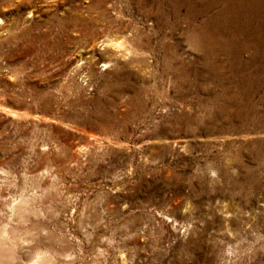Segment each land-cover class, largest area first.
<instances>
[{
    "label": "rangeland",
    "instance_id": "rangeland-1",
    "mask_svg": "<svg viewBox=\"0 0 264 264\" xmlns=\"http://www.w3.org/2000/svg\"><path fill=\"white\" fill-rule=\"evenodd\" d=\"M207 1L0 0V264H264V23Z\"/></svg>",
    "mask_w": 264,
    "mask_h": 264
},
{
    "label": "bare ground",
    "instance_id": "bare-ground-1",
    "mask_svg": "<svg viewBox=\"0 0 264 264\" xmlns=\"http://www.w3.org/2000/svg\"><path fill=\"white\" fill-rule=\"evenodd\" d=\"M224 1L225 0H218V2L220 3ZM237 1L245 2V4L238 7L229 6L225 4L224 8L220 7L216 10L218 13L215 14H218L219 16H214L210 22L207 23L201 22L202 25L200 30L194 29L195 31H197V35L199 36V38L197 37L198 40L196 39L198 41L197 45L198 47L204 50L206 55L209 54L217 55L219 53L218 52L219 50L223 52L225 51L226 46H230V49L228 50L226 55L227 57H229V59H232L233 55L236 54V51L232 46L233 42L251 43L250 41H248L246 36L248 35L249 30L252 27V24L254 22L264 23V0H237ZM169 2L172 12L175 15L180 14L179 12L181 11L182 8H184L185 19L190 21H193V19L196 21V19L199 18L200 14H204L209 9H212L213 6L214 8H216L215 6H217L216 3H212L207 0H169ZM219 12L222 14L224 12H228L227 14L229 13L231 14L229 15H230V19L231 18L232 19L225 27L221 23L220 24L218 23V21L219 22L221 21L220 19L221 14H219ZM225 37H228L229 39L226 40ZM260 39L264 41V26H263V30L260 33ZM228 43H231V45ZM214 47H219V50L218 51L214 50ZM231 99L232 98H230V100ZM41 259L43 260V258L41 257L38 260H36L35 264H46Z\"/></svg>",
    "mask_w": 264,
    "mask_h": 264
}]
</instances>
